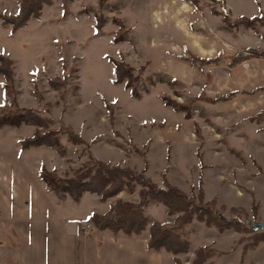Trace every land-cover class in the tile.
<instances>
[{"label": "rangeland", "instance_id": "1", "mask_svg": "<svg viewBox=\"0 0 264 264\" xmlns=\"http://www.w3.org/2000/svg\"><path fill=\"white\" fill-rule=\"evenodd\" d=\"M223 1V7L211 0L194 7L187 0H106L101 6L99 0H69L64 7V0H52L38 20L16 32L0 22V53L13 62L16 106L33 110L48 129L70 127L86 144L73 146L62 136L64 156L43 147L20 152L19 141L35 128L2 127L0 185L14 175L39 181L41 164L64 178L99 161L145 170L158 186L165 178L188 197L195 198L201 187L205 201L224 208L223 217L241 208L246 213L237 215L241 221L264 225V58L254 52L264 51V21L251 28L222 23L223 15L234 24L239 17L259 16V9L264 18V0ZM17 2L0 0V14L13 15ZM96 16L105 18L99 35L92 28ZM115 19L124 26L120 33L126 32L118 44L111 42L119 30ZM118 54L132 68H145L139 100L111 82L108 59ZM181 55L216 61L189 65L177 58ZM56 75H67V87L48 86L47 78ZM2 83L0 75V106ZM229 94L225 101L208 102ZM165 98L186 112L166 106ZM139 189L106 204L93 198V208L97 213L117 200L137 202ZM151 203L144 208L149 222L164 219L172 228L163 207ZM258 233L264 229L220 233L194 224L183 235L193 248L208 246L213 264H264V242L243 251Z\"/></svg>", "mask_w": 264, "mask_h": 264}, {"label": "trees", "instance_id": "2", "mask_svg": "<svg viewBox=\"0 0 264 264\" xmlns=\"http://www.w3.org/2000/svg\"><path fill=\"white\" fill-rule=\"evenodd\" d=\"M68 1L64 0V7ZM105 1L99 0L100 6ZM187 1L196 7L199 0ZM211 1L224 6L223 0ZM51 5L52 0H18L17 11L13 15L0 14L1 25L10 26L11 31L16 32L25 27L31 19L38 20L41 17L43 7ZM259 14L261 15L260 9ZM260 15L251 18L239 17L236 23L232 24L228 20L230 15L227 14L223 15L222 23L227 27L251 28L257 23L263 24L264 18ZM94 20L92 28L94 33L99 35L105 18L96 16ZM115 23L119 30L111 42L118 44L125 40L126 32L120 33L124 29L120 20L115 19ZM254 52L255 55L264 58V51L261 53ZM177 58L189 65H205L216 61V59L202 60L194 55L189 57L181 55ZM108 61L112 65V84L123 85V88L129 91L133 99L139 100L141 98V75L145 68H132L125 62L121 54H118L117 59L109 58ZM0 75L3 77L1 87L5 97V103L0 106V111H3L0 115V128L5 126L20 128L22 125L35 128L31 136L24 137L19 141L20 152L43 147L55 150L60 156H64L65 149L61 144L62 136H65L66 142L73 146L86 145L82 137L72 131L70 127L57 130L48 129L47 122L33 110L20 109L16 106L13 62L3 53H0ZM67 80V75L66 77L56 75L47 78V84L53 90H60L67 87ZM230 95L208 100V102L225 101L229 99ZM163 101L166 106L173 108L176 112H186L183 105L166 98ZM185 116L188 117L187 113ZM37 175L44 187L52 192L57 200L64 201L70 198L75 203H78L86 193L96 196L100 203H106L108 200L118 197L122 192L134 194L136 188L139 187L137 202L117 200L104 213H92L87 222L99 231L108 230L113 235L122 233L127 237L139 236L148 229L147 247L154 252L164 250L173 256L188 254L190 244L181 237L180 232L193 221L203 224L207 228H214L220 233L234 231L240 234H249L252 232L249 224L246 221H241L237 216L238 214L246 216L244 209L232 208L229 210L231 217L225 218L220 212L224 208L217 209L215 200H204L201 187L198 188L195 198L188 197L179 188L170 185L165 178L162 179L161 186L153 183L145 175V170L135 171L127 167L111 166L108 163L90 160L78 168L71 177L62 178L56 170H48L43 164L39 166ZM149 202L162 205L166 215L173 217L172 228H167V224L164 222H149L144 215V208ZM250 213L252 217H256V208H251ZM243 242L244 240H240V243ZM261 242H264V233L254 234L250 238V242L244 245V254L246 251L256 248ZM213 254L214 252L208 246L198 247L194 251V259L190 264H213L209 262ZM174 264L183 263L175 258Z\"/></svg>", "mask_w": 264, "mask_h": 264}, {"label": "crops", "instance_id": "3", "mask_svg": "<svg viewBox=\"0 0 264 264\" xmlns=\"http://www.w3.org/2000/svg\"><path fill=\"white\" fill-rule=\"evenodd\" d=\"M0 186V264H174L175 258L190 264L194 251L201 246L193 248L191 239L183 235L194 224H200L196 221L180 232L190 244V258L186 260L188 254L173 256L164 250H149L148 229L139 236L127 237L99 231L88 223L89 228L82 232L81 225L96 213L93 198H98L94 195L86 193L78 203L70 198L59 201L40 180L18 175ZM162 210L166 214L164 207ZM153 221L166 223L164 219Z\"/></svg>", "mask_w": 264, "mask_h": 264}, {"label": "water", "instance_id": "4", "mask_svg": "<svg viewBox=\"0 0 264 264\" xmlns=\"http://www.w3.org/2000/svg\"><path fill=\"white\" fill-rule=\"evenodd\" d=\"M249 227L253 232H257L259 230L264 229V225L262 223L249 224Z\"/></svg>", "mask_w": 264, "mask_h": 264}, {"label": "built area", "instance_id": "5", "mask_svg": "<svg viewBox=\"0 0 264 264\" xmlns=\"http://www.w3.org/2000/svg\"><path fill=\"white\" fill-rule=\"evenodd\" d=\"M90 224V223H89ZM81 231L84 232L87 228H89L88 223L81 225Z\"/></svg>", "mask_w": 264, "mask_h": 264}]
</instances>
